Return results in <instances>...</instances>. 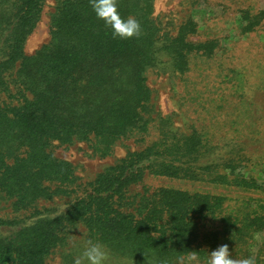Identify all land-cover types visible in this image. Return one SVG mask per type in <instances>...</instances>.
I'll return each mask as SVG.
<instances>
[{
  "label": "trees",
  "instance_id": "16d2710c",
  "mask_svg": "<svg viewBox=\"0 0 264 264\" xmlns=\"http://www.w3.org/2000/svg\"><path fill=\"white\" fill-rule=\"evenodd\" d=\"M46 1L0 0V264H73L88 240L108 247L110 264H174L190 251L207 264L223 244L264 264V182L247 169L244 137L226 122L187 132L149 82L187 73L219 39H194L192 14L165 21L157 0H116L141 25L128 39L90 0H55L49 40L28 53ZM237 2L242 34L264 26L258 0ZM188 93L198 115L219 100ZM77 143L93 157L126 152L85 179L57 153Z\"/></svg>",
  "mask_w": 264,
  "mask_h": 264
},
{
  "label": "rangeland",
  "instance_id": "374dc122",
  "mask_svg": "<svg viewBox=\"0 0 264 264\" xmlns=\"http://www.w3.org/2000/svg\"><path fill=\"white\" fill-rule=\"evenodd\" d=\"M237 1L157 0L156 12L166 13L165 21L175 16L174 21L180 23L192 14L199 23V32L194 39L215 37L220 42L213 56L197 57L187 73L178 77L152 73L149 82L156 91V101L161 110L176 111V124L187 132L194 124L219 127L221 122H226L231 127L230 137H244L245 152L250 156L247 169L264 182V26L242 34L237 22ZM258 4L264 10V0H258ZM54 7L55 0L46 1L43 17L27 40L28 53L35 52L49 40L50 14ZM189 90L196 96L200 95L199 101L202 97L205 102L209 97H218L219 100L212 105L206 103L207 109L198 115L201 109L198 107L195 111L196 99H193L194 103L191 100L183 102V95L189 96ZM86 149L84 143L57 149L60 156L77 165L78 173L85 179H91L126 152L125 147L118 146L113 156L100 158L90 156ZM156 182L171 181L158 178ZM262 235L259 241H262ZM47 264L63 263L55 257Z\"/></svg>",
  "mask_w": 264,
  "mask_h": 264
},
{
  "label": "clouds",
  "instance_id": "9594fccd",
  "mask_svg": "<svg viewBox=\"0 0 264 264\" xmlns=\"http://www.w3.org/2000/svg\"><path fill=\"white\" fill-rule=\"evenodd\" d=\"M96 17L110 28L114 38L128 39L139 36L141 25L134 17L124 18L118 11L116 0H90ZM111 254L108 247L101 242L88 240L80 256L73 264H110ZM167 264V262H163ZM174 264H201L195 251L177 256ZM207 264H255L252 258L233 259L227 244L210 251Z\"/></svg>",
  "mask_w": 264,
  "mask_h": 264
}]
</instances>
